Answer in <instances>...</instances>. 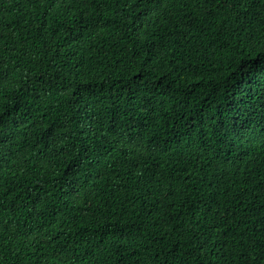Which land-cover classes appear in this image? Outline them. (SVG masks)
Instances as JSON below:
<instances>
[{
  "label": "trees",
  "instance_id": "trees-1",
  "mask_svg": "<svg viewBox=\"0 0 264 264\" xmlns=\"http://www.w3.org/2000/svg\"><path fill=\"white\" fill-rule=\"evenodd\" d=\"M0 264H264V0H0Z\"/></svg>",
  "mask_w": 264,
  "mask_h": 264
}]
</instances>
